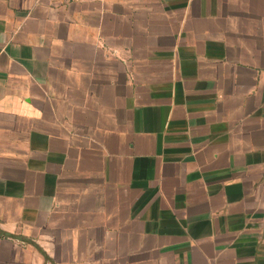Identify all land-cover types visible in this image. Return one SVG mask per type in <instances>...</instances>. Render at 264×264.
Here are the masks:
<instances>
[{"label":"crops","instance_id":"obj_1","mask_svg":"<svg viewBox=\"0 0 264 264\" xmlns=\"http://www.w3.org/2000/svg\"><path fill=\"white\" fill-rule=\"evenodd\" d=\"M0 264H264V0H0Z\"/></svg>","mask_w":264,"mask_h":264}]
</instances>
